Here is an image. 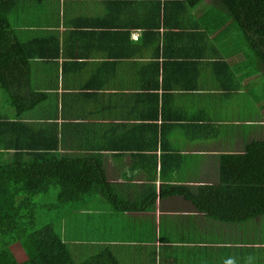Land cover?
<instances>
[{"label": "crops", "instance_id": "0c3cea01", "mask_svg": "<svg viewBox=\"0 0 264 264\" xmlns=\"http://www.w3.org/2000/svg\"><path fill=\"white\" fill-rule=\"evenodd\" d=\"M185 4L0 0L43 94L21 118L2 100L0 163L13 134L45 136L100 164L108 184L62 219L75 258L108 248L119 264H264V215L219 220L184 193L216 186L221 156L264 139V73L246 41L218 22L217 1L202 21L203 6Z\"/></svg>", "mask_w": 264, "mask_h": 264}, {"label": "trees", "instance_id": "16d2710c", "mask_svg": "<svg viewBox=\"0 0 264 264\" xmlns=\"http://www.w3.org/2000/svg\"><path fill=\"white\" fill-rule=\"evenodd\" d=\"M215 1L220 7L218 22H230L229 28L237 30L246 41L256 65L264 73V0ZM185 2L187 8L203 6L200 21L211 12L209 7L204 8V0ZM195 32L206 35L200 29ZM30 55L17 41L7 16L0 13V92L16 118L31 110L43 96L31 87ZM21 123L14 124L23 127ZM23 130L25 139L34 135L30 128ZM15 139L13 134L10 147H6L14 150L12 158L0 163V264H119L108 248L76 261L61 238L60 225L57 229L50 216L55 213L60 224L67 214L81 208L88 197L107 192L100 164L53 152L54 142L50 143L45 136L35 141ZM52 188H56L53 202L35 200L39 195L50 196ZM171 188L184 191L182 186ZM195 189L184 193L196 207L219 220L241 222L264 215V139L250 141L243 154L221 156L218 184ZM42 209L44 215H39ZM40 217L46 222H41ZM15 244L24 252L22 261L12 251Z\"/></svg>", "mask_w": 264, "mask_h": 264}, {"label": "rangeland", "instance_id": "374dc122", "mask_svg": "<svg viewBox=\"0 0 264 264\" xmlns=\"http://www.w3.org/2000/svg\"><path fill=\"white\" fill-rule=\"evenodd\" d=\"M248 49V51L250 52V53H252L251 51H250V49H249V47L247 48ZM2 100H3V98H2V94H1V92H0V105H1V102H2ZM56 194V188H52L51 189V194H50V196H44V195H39V196H37L36 198H35V200L39 203H51V202H53V200H54V195ZM44 210L42 209L41 211L39 210L38 211V213H39V215H44ZM50 216L51 217H53L54 219H53V224H56V227H57V229H59V225L61 226V223L60 224H58V221H60L59 219H57L56 217H55V213H53V212H51L50 213ZM56 218V219H55ZM40 221L41 222H43V223H45L46 221L44 220V218L43 217H40ZM62 222V221H61ZM16 245H19V244H16ZM20 246V245H19ZM15 248V247H14ZM14 248H12V250L14 251ZM22 255V257H20ZM23 253H22V249L20 250V254H18V261H22V259H23ZM88 256V253H85V255L84 256H82V258H75V260L76 261H83V259H85L86 257ZM25 257V256H24ZM22 258V259H21Z\"/></svg>", "mask_w": 264, "mask_h": 264}]
</instances>
